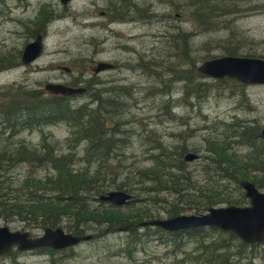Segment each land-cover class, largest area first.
<instances>
[{"label": "rangeland", "instance_id": "rangeland-1", "mask_svg": "<svg viewBox=\"0 0 264 264\" xmlns=\"http://www.w3.org/2000/svg\"><path fill=\"white\" fill-rule=\"evenodd\" d=\"M186 1L69 0L66 6H62L58 0H0V67L4 68L0 70V95L10 85L44 91L43 86L48 82L64 84L80 78L83 87L85 81L90 84L84 95L70 98L73 104L80 105L91 102L96 90L104 93L106 89L116 88L118 92L114 93L113 102L118 106V116L111 114L110 121H116L120 138L127 135L126 145L117 148L115 157L121 163L118 166L120 171L150 164L147 158L151 147L147 136L153 132L163 143H181L187 152L198 154L197 158L184 161V166L191 181H195L201 190L212 188L220 192L221 197L226 195L234 201L233 204L237 203L234 205H248L240 186L220 180L217 174L212 171L205 173L202 169L203 165L212 167L211 163L207 164L214 157L207 151L211 145L223 143L228 147L226 151L238 161L252 158V155L247 156L251 146L236 142L239 141L238 133L229 129L238 123L258 131L264 129V85H244V90H241L235 80L200 75L197 82L204 87L190 95L183 82H173L175 68L170 63L177 58H173L174 39L170 40L168 36L177 31L194 32L181 10ZM238 3L242 11L233 19L229 18L238 33L234 38L236 43L232 42L239 48L237 56L263 57L264 0H238ZM136 7L143 10L141 15L150 14L151 19L143 21L137 17ZM53 15L54 21L51 20ZM33 31H45L42 53L32 63L16 66L23 48L33 41ZM224 34V30H217L207 34L194 33L190 37L188 55L195 62V67L206 60L225 56L222 48L213 44L208 46L209 41L221 39ZM207 57L210 59L204 60ZM97 62L114 67L98 71L94 77L90 70ZM62 67H68L70 71L65 73ZM181 68L187 69V65ZM219 81L224 83L218 84ZM163 86H166L168 94L161 96L158 90L164 92ZM207 87H210L209 91L204 89ZM121 89L128 91L126 96L119 92ZM107 95L113 93L102 97L110 99ZM167 100L166 109H162L163 102L166 104ZM43 136L56 144L58 152L67 151L70 129L64 123L22 130L9 142L18 140L28 146H38ZM262 140L258 138L257 143ZM5 141L7 139L0 140ZM82 147L83 144L77 143L70 151L81 155ZM79 165L84 166V163L75 165V168ZM26 171V165L19 164L11 169L8 177L17 181V176L21 178ZM43 173L42 168H36L35 174ZM251 177L264 180V170H250L245 179L250 180ZM255 186L264 192V181ZM162 195L165 200L149 206L155 218L166 217L164 210L169 202L177 199V196L167 193ZM142 197L143 193L140 194ZM239 198H242L241 203H238ZM89 202L97 208L108 204L94 198ZM142 204L133 202L117 208L126 212ZM214 205L230 204L218 202ZM204 210L200 207L197 212ZM193 212L187 209L181 213ZM0 225H7L11 230L41 233L39 228H23L16 220L5 222L0 219ZM118 226L91 225L84 232L92 235L90 239L61 250L19 251L12 248L0 255V264L11 261L10 264H213L207 259L215 260L202 251L201 246L197 248L196 240L190 235H172L163 230L154 231L155 228L136 227L135 235L130 236L129 231L119 230L123 226L117 229ZM203 229L205 243H209L212 237L228 241L229 247L223 250L227 255L224 264H264V240L243 245L244 252L241 253L237 249L242 241L235 235L219 229ZM63 230L67 229L63 227ZM202 259L204 262H198Z\"/></svg>", "mask_w": 264, "mask_h": 264}, {"label": "trees", "instance_id": "trees-1", "mask_svg": "<svg viewBox=\"0 0 264 264\" xmlns=\"http://www.w3.org/2000/svg\"><path fill=\"white\" fill-rule=\"evenodd\" d=\"M181 10L194 32L177 31L172 34L173 36L169 34L168 39L173 38L175 43L173 58H177L170 65L173 64L175 68L173 82H183L187 93L193 95L201 91L204 84L197 82L201 79V74L197 72L195 62H192L188 55L190 37L194 33L207 34L224 30V37L209 41L208 46L213 44L222 48L225 56H237L239 48L232 42H235L234 38L238 33L233 28L232 19L240 14L242 8L238 0H187ZM136 12L137 17L143 21L151 17L150 14L141 15L143 10L137 7ZM36 33L33 31L31 36L34 37ZM206 59L210 58L204 60ZM260 59L264 60V56ZM17 65H19L18 61ZM184 65H187V69L181 68ZM2 69L4 68L0 67V70ZM223 83L224 81L218 82V84ZM85 88L89 89L90 84L86 82ZM163 88L164 92L158 90L161 96L168 94L166 86ZM238 88L244 90V85L238 84ZM204 89L209 91L210 87ZM115 92H118L116 88L106 89L104 93L96 90L91 102L76 105L70 98L49 95L44 91L24 89L23 86L14 85L6 87L5 92L0 95V140L7 139L5 142H0L1 220L5 222L16 220L23 228L34 227L42 230L45 227H64L67 232L73 234H84L91 225H128L127 231L132 236L137 231L138 222L155 218L149 206L165 200L162 193L177 196L176 202H169L164 210L167 216L179 214L187 209L197 212L200 207L206 209L218 202L233 204V200L226 195L221 197L220 192L215 189L201 190L196 186L184 166L185 160L182 155L187 152L186 147L181 143L176 145L163 143L153 132L147 136L151 147L147 158L150 164L120 171L121 168L118 166L121 163L115 157L117 148L126 145L127 135L120 138L121 133L116 128V121H110L111 114L118 116L116 113L118 106L113 102ZM119 92L126 96L128 91L121 89ZM106 93L113 95H107L110 99L103 98ZM167 104L168 100L166 104L163 102L162 109H166ZM59 123L66 124L70 129L66 152H58L56 144L49 142L46 136L41 138L38 146H28L18 140L9 142L22 130ZM229 130L238 133L239 141L236 142H244L251 146L247 156L252 155V158L238 161L233 154L226 151L228 147L223 143L211 145L207 151L214 157L207 164L211 163L212 167L203 165L202 170L205 173L212 171L220 180L238 185L240 179L247 178L250 170H264V140L257 143L259 131L253 127L238 123L232 124ZM77 143L83 144L81 155L70 151L72 145L74 147ZM81 162L84 166L79 165L75 168V165ZM19 164H25L27 171L21 178L17 176L15 181L8 175L11 169ZM36 168H42L45 173L35 174ZM106 176L109 177L108 180ZM249 179L258 185L264 181L255 177ZM109 188L130 192L133 194L130 203L143 204L132 207L126 212L111 203L101 208L90 205V198L101 202L99 196L106 193ZM142 193L144 197L140 198ZM184 198L185 200L182 201ZM241 200L242 198H239L238 203H241ZM158 230L161 229H154V231ZM203 230V228H193L171 234L181 233L194 237L197 248L201 246L202 251L215 258L213 260L208 257L207 260H211L213 264H224L227 255L223 250L229 247L228 241L212 237L209 243H205ZM240 244L237 250L243 253L245 244L243 242ZM46 250L51 252L50 249ZM198 262L204 261L202 259Z\"/></svg>", "mask_w": 264, "mask_h": 264}, {"label": "water", "instance_id": "water-1", "mask_svg": "<svg viewBox=\"0 0 264 264\" xmlns=\"http://www.w3.org/2000/svg\"><path fill=\"white\" fill-rule=\"evenodd\" d=\"M66 5L69 0H60ZM42 39L38 35L23 49L20 57L22 65L35 61L42 53ZM111 65L104 62L96 63L92 71L108 70ZM197 72L212 79L229 78L242 85H264V60L252 57L221 56L206 60L197 67ZM43 89L50 95L70 97L84 92L83 88L70 87L59 83H46ZM260 135L264 138V129ZM197 154L187 152L185 161L197 158ZM239 185L248 205L212 206L201 213L177 214L170 217L144 220L138 226H156L166 231H179L195 227H217L229 231L239 237L244 243L253 244L264 239V192L259 191L248 180H241ZM132 194L121 190H110L100 195L103 201L111 202L116 206L126 204ZM127 227H120L125 230ZM91 234H72L60 227H45L41 233L31 235L28 230H11L7 225H0V255L10 248L19 251L33 250L48 247L53 250L74 246L81 241L91 238Z\"/></svg>", "mask_w": 264, "mask_h": 264}, {"label": "flooded vegetation", "instance_id": "flooded-vegetation-1", "mask_svg": "<svg viewBox=\"0 0 264 264\" xmlns=\"http://www.w3.org/2000/svg\"><path fill=\"white\" fill-rule=\"evenodd\" d=\"M58 1H59L60 4L62 5L61 1H60V0H58ZM62 6H65V5H62ZM46 15H47V21H48V16H49V14L47 13ZM51 17H52L51 20L54 21L55 16L53 15V16H51ZM43 34H45V31H39V32H37V33L35 34V36L33 37V39H35V37L38 36V35L43 36ZM20 56H21V54H20ZM19 61H20V57H19ZM110 65H111V68H110V69H113L114 66H113L112 64H110ZM62 70H63L65 73H68V72L70 71V69H69L68 67H62ZM108 70H109V69H108ZM90 72H91V75H94V77L97 75L96 73H94V72L92 71V68H91ZM79 80H80V78H74V79L70 80L69 82H65L64 84L67 85V86H70V87H79V88H83V89H84V92L81 93V94H79V95H84V94L86 93V88H85L86 83H84V87H83V85H81L82 82H79ZM85 82H87V81H85ZM77 96H78V95H77ZM73 97H75V96H73ZM260 131H261V130H260ZM260 131H259L258 138H262L261 135H260ZM258 138H257V139H258ZM209 228H210V227H208V229H209ZM211 229H214V227H211ZM263 240H264V239H263ZM261 242H262V241H260V242H255V243H253V244L261 243ZM253 244H251V245H253Z\"/></svg>", "mask_w": 264, "mask_h": 264}]
</instances>
